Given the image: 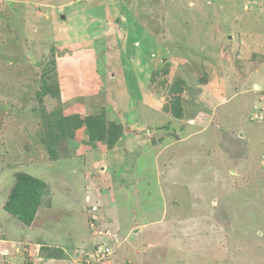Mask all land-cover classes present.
Instances as JSON below:
<instances>
[{"label": "rangeland", "instance_id": "obj_1", "mask_svg": "<svg viewBox=\"0 0 264 264\" xmlns=\"http://www.w3.org/2000/svg\"><path fill=\"white\" fill-rule=\"evenodd\" d=\"M161 137L168 153L135 149ZM75 171L123 191L85 219L55 209L46 234L57 243L31 235L1 264H90L76 234L107 264L106 223L128 242L134 220L169 225L146 235L179 243L165 264H264V0H0V221L7 179L12 207L25 218L41 208V227L78 187L53 177V199L27 178Z\"/></svg>", "mask_w": 264, "mask_h": 264}, {"label": "crops", "instance_id": "obj_2", "mask_svg": "<svg viewBox=\"0 0 264 264\" xmlns=\"http://www.w3.org/2000/svg\"><path fill=\"white\" fill-rule=\"evenodd\" d=\"M160 114V113H159ZM160 118V117H159ZM161 121L159 123H155V125H152L154 130L161 128L159 126H161V123H165V121L168 122L169 118L166 119L164 116L160 119ZM170 123V122H168ZM167 124V123H166ZM178 126V133L180 134L179 138L182 136L183 133H185V130L183 131V128L181 127V125H177ZM190 127V126H189ZM147 128V127H146ZM194 127H192L193 129ZM166 129H162V131H164ZM192 132L189 131L188 133H186L185 135L188 136L190 135ZM197 140V139H195ZM158 144L157 146H153L151 145V147L145 146V148L142 147V145H136L135 149L141 148V149H150L153 151H156L158 154L161 153H168L170 148L169 146H167L164 141L162 140H158ZM189 145L191 147L190 144L186 143L184 144L183 141H179L176 140L175 143L173 144L175 145ZM167 146V147H166ZM194 147V144H193ZM75 174L71 175L69 178H64L63 176H58L57 174L55 175H51V176H39L36 174H33L34 176H36L37 178H41V180H43L44 182H47L48 186L50 187V185L52 186L51 188V196L53 199H55V197L57 196V199L61 198V195H58L57 192H55V187H56V181L52 183V179L53 177L56 179L60 180V183H63L64 186L67 185V183H69L70 181H73L76 186L78 187V191L76 193L77 196L75 197L74 193L72 192V190L70 189L69 193H66V196H64V201L63 203H60L58 205H54L55 207L51 209L50 211V215L47 216L45 215V219L46 220L43 223V227H39L37 224L41 222V219L43 218V211L41 208H39L38 210V214L36 216V219L34 221V223L31 226H26L23 223H21L20 221H18L16 218H14L12 215H7L6 217L8 219H5L3 221H0V264H1V260L2 259H7L10 257L11 254L13 253H20V251L18 250V248H20V246H22V248L26 249V245H29V243H32L31 240H33L31 238V235L34 237L35 240H33L35 243L43 238L41 241H38L40 243H38L36 246H40L42 248L47 247V245L49 244H55L57 243V241H55L54 239H51V242H48V238L49 236L46 233H49L50 231V226L55 225L54 223V211L55 209H60V210H65L68 211L70 213H72L73 216H76L79 220V218H83L85 219V216L87 217L88 214L87 212L89 211L88 209H95L96 207L98 209H102L103 208V203L102 200L104 202L105 199L108 200H114L115 197L123 191V187H120L117 182V185L113 186V189L107 193H104L106 189V187L102 186L99 183L96 182L94 185H92L91 187L86 184V182H82V180L84 179V181H86L85 179H87V176H82L83 174L81 173V176H79V173H76V171L74 172ZM75 175V176H74ZM102 174L99 173V175H97V178H99V182H104V177ZM90 178H92L90 176ZM88 178V179H90ZM80 179V180H79ZM125 183L126 186V182H122ZM111 183H108V185ZM114 184V183H113ZM10 186H11V182H10ZM61 188H63L62 186H60ZM104 187V188H103ZM128 189V188H127ZM130 190V188H129ZM10 192V190H9ZM125 194L127 196H131L133 197L134 193L130 190L129 192L125 190ZM61 196V197H60ZM8 197V190L5 192V194L1 197L3 198V204L5 202V200ZM50 210V209H48ZM92 210V211H93ZM136 211V207H134V204L130 203V212H134ZM86 213V215H85ZM133 216V214L131 215ZM55 218H56V214H55ZM60 220H62L63 222H59V226L58 227H62L64 228V223L65 221L63 219H61L60 215H59ZM137 220H134L133 223L130 224V227L127 229L130 233H133L131 235V238L129 239V241H125L122 239H127V237H122L121 235H119L118 231L113 227L115 225L114 223H106V225L108 226V230L107 232H105L106 230H103L104 232V239L103 242L106 243V245H111L108 246L110 248V252L111 254L109 255L108 258H111L109 260V262H107L105 260V262L107 264H165V262L169 259L170 253L176 249L178 250V244L179 243H174V242H170L168 241L166 238H163V241L165 242H158L155 245L152 244L151 242V238L146 237L147 233H152V232H156L158 231L159 234H165L167 233V229H169V225H167L168 227H166V222H157L156 225H152L153 227H156L155 229H153L152 226L150 227H146V228H141V227H137V225H135L134 223H136ZM46 223V224H45ZM66 225H69V223H65ZM71 224V223H70ZM177 225V224H176ZM101 226H104V224L102 223ZM10 228H16V229H20L21 233L18 234V236L16 237H11L10 234ZM67 229V228H64ZM81 231V230H80ZM81 233H83L81 231ZM114 233V234H113ZM77 236H79L78 234H76ZM74 236V238L76 240L79 239V241L74 244H71L72 246L76 245L77 247H81L80 243H85L84 245H88L89 243H87L88 241H83L82 239H80V237ZM84 235V234H83ZM88 234L82 236V237H86L88 238ZM47 238V239H45ZM145 238L144 243H141V240ZM147 238V240H146ZM31 239V240H30ZM128 240V239H127ZM61 245L62 242L59 239V241ZM114 244H113V243ZM128 243H133L134 245H132V248L129 249L127 244ZM169 243H172L173 245H168ZM115 246H118L116 249ZM83 247L84 253L86 255V260H96V257H94L93 253H87L89 252V248L87 247ZM87 248V249H86ZM7 250L4 252V250ZM8 249H10V252L8 251ZM97 254V251H95ZM4 253V254H3ZM23 253V252H22ZM77 252H75L76 254ZM75 254H72V256H74ZM21 258L25 257V254H20L19 255ZM34 256V255H32ZM26 258V257H25ZM90 264H96L95 262H92ZM44 264H83L81 258L79 259L78 256L75 255L74 258L70 259V256H67L65 260H60V259H56L55 257H51V259H49L48 261H46ZM105 264V263H103Z\"/></svg>", "mask_w": 264, "mask_h": 264}, {"label": "trees", "instance_id": "obj_3", "mask_svg": "<svg viewBox=\"0 0 264 264\" xmlns=\"http://www.w3.org/2000/svg\"><path fill=\"white\" fill-rule=\"evenodd\" d=\"M132 110V108H127V113L128 111ZM143 150V149H142ZM27 180L29 182H32L34 184H36V186H39L41 185V187H43L45 184L44 182L41 183V181L39 179H34V178H31V177H28ZM17 188V187H16ZM16 188L13 190L11 196H10V200L8 201V203L6 204L5 208L8 212H10L11 214H13L14 216L18 217L22 222L24 223H27V224H30L32 222V220L34 219L35 217V214H36V211L32 213V215L29 217V218H25V215L24 213H22L21 210L19 211H16L13 207H12V203L13 201L15 200V198H17V191H16ZM21 203L24 204V209L26 210V208L28 207V203H30V200H27L25 197H22L20 199ZM18 203H20L18 201ZM35 210V209H34Z\"/></svg>", "mask_w": 264, "mask_h": 264}, {"label": "clouds", "instance_id": "obj_4", "mask_svg": "<svg viewBox=\"0 0 264 264\" xmlns=\"http://www.w3.org/2000/svg\"><path fill=\"white\" fill-rule=\"evenodd\" d=\"M43 181V180H42ZM7 185L6 186H8V188H7V190H10V188H9V186H10V182H11V180L9 181L8 179H7ZM44 182V181H43ZM45 183V182H44ZM11 188H12V186H11ZM0 190H1V188H0ZM11 194H12V191L10 192V194H9V196H8V198L5 200V202H4V209L6 210V208H5V206H6V204L8 203V200H10V196H11ZM7 211V210H6ZM8 212V211H7ZM8 213H10V212H8ZM11 214V213H10ZM14 218H16L17 219V217L16 216H14L13 214H11ZM35 217H36V214H35ZM35 217H34V219H35ZM18 221H20L19 219H17ZM21 222V221H20ZM21 223H23V222H21ZM24 224V223H23ZM99 249H102V247H99Z\"/></svg>", "mask_w": 264, "mask_h": 264}, {"label": "bare ground", "instance_id": "obj_5", "mask_svg": "<svg viewBox=\"0 0 264 264\" xmlns=\"http://www.w3.org/2000/svg\"><path fill=\"white\" fill-rule=\"evenodd\" d=\"M259 79V78H258Z\"/></svg>", "mask_w": 264, "mask_h": 264}]
</instances>
